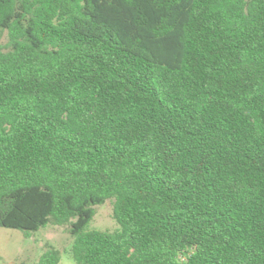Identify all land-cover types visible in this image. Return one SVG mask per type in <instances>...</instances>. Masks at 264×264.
Segmentation results:
<instances>
[{
  "label": "trees",
  "instance_id": "16d2710c",
  "mask_svg": "<svg viewBox=\"0 0 264 264\" xmlns=\"http://www.w3.org/2000/svg\"><path fill=\"white\" fill-rule=\"evenodd\" d=\"M47 225L75 264H264V0H0V229Z\"/></svg>",
  "mask_w": 264,
  "mask_h": 264
},
{
  "label": "rangeland",
  "instance_id": "374dc122",
  "mask_svg": "<svg viewBox=\"0 0 264 264\" xmlns=\"http://www.w3.org/2000/svg\"><path fill=\"white\" fill-rule=\"evenodd\" d=\"M112 206V199L95 206V215L84 231H116L119 226L112 218ZM72 242L66 226L47 225L30 238L20 231L1 228L0 264H37L49 246L60 252L59 264H75L70 253Z\"/></svg>",
  "mask_w": 264,
  "mask_h": 264
}]
</instances>
